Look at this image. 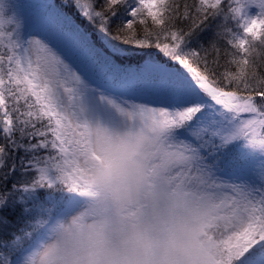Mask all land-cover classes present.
Instances as JSON below:
<instances>
[{
    "label": "snow or ice",
    "instance_id": "1",
    "mask_svg": "<svg viewBox=\"0 0 264 264\" xmlns=\"http://www.w3.org/2000/svg\"><path fill=\"white\" fill-rule=\"evenodd\" d=\"M257 25L264 0H0V208L30 217L0 264H264ZM146 49L161 60L118 62ZM21 149L33 178L7 189ZM99 172L123 194L94 184Z\"/></svg>",
    "mask_w": 264,
    "mask_h": 264
},
{
    "label": "trees",
    "instance_id": "2",
    "mask_svg": "<svg viewBox=\"0 0 264 264\" xmlns=\"http://www.w3.org/2000/svg\"><path fill=\"white\" fill-rule=\"evenodd\" d=\"M55 2L59 4L60 0H55ZM64 11L67 12L68 15L72 16L75 22L80 25L81 28L88 31L98 47L101 46V38L96 29V26L89 24L86 20L80 17L74 9H64ZM35 12L42 14V10H36ZM222 23H224L223 18L212 20L209 24V27L200 34V44L207 47L209 43L214 39L216 32L219 30V25H221ZM229 24L231 26L230 22ZM193 47H196V45H193ZM132 54L136 56H130L131 58L138 57V55H145L156 60H161L162 57V54L159 53V51L156 49H146L139 52H132ZM129 55H131V53L127 56ZM163 61H165V57L163 58ZM118 62L122 65H127V63L136 64L137 60L121 57ZM171 62H169L168 65L174 67L175 65ZM27 157L28 154L25 153L22 149L15 153L14 160L16 163V169L14 172H10V177L6 185L7 189H11L13 184H16L17 188H19L23 183L29 182L33 178V173L31 171L24 170ZM22 159L25 161V165L21 164ZM38 195L40 201L45 202L48 193L45 191H41L38 193ZM18 196L19 194L17 193V198ZM28 206L30 207L31 205L29 204ZM23 207L24 206L20 203H12L10 201L7 207L0 208V242H10L14 239L15 235H20L21 230L25 228V223L30 217L23 212ZM3 220H7L8 223L4 224L2 222ZM7 251H9V249L3 247V243H0V252Z\"/></svg>",
    "mask_w": 264,
    "mask_h": 264
},
{
    "label": "clouds",
    "instance_id": "3",
    "mask_svg": "<svg viewBox=\"0 0 264 264\" xmlns=\"http://www.w3.org/2000/svg\"><path fill=\"white\" fill-rule=\"evenodd\" d=\"M252 18L256 19V15L252 16ZM229 22L231 23V33L233 36L235 35L236 32L242 31V29L236 27L237 24L236 20L233 19L230 20ZM255 30L260 35L247 37L248 48L250 49V58H255L257 49H259L262 45H264V28H262L260 25H257ZM108 177H109V173L99 172L94 175L92 182L98 185L100 188L109 190L116 195L123 194L119 186L110 183Z\"/></svg>",
    "mask_w": 264,
    "mask_h": 264
},
{
    "label": "rangeland",
    "instance_id": "4",
    "mask_svg": "<svg viewBox=\"0 0 264 264\" xmlns=\"http://www.w3.org/2000/svg\"><path fill=\"white\" fill-rule=\"evenodd\" d=\"M18 2L23 3V4H27V5H39V4H43V3L47 2V0H18ZM36 10H40V9H29V11L32 12L34 14V16H39L41 13L35 12ZM248 11H249V15H251V16H255L258 12V10L255 7H251ZM130 56H136V55H133L131 53V55H129V56L125 55V56H123V58H127V59L130 58V59L137 60L136 64L127 63V65H132V66L143 63L144 60L150 58V57L145 56V55H138V57H135V58H131ZM165 61H167L168 63L171 62V61H168V58H166V57H165ZM171 63H173L175 66L174 67L169 66V67H171L174 71L184 72V75L187 78L188 82L191 83L190 77L187 75L186 70H184L182 68V66L178 65L176 62H171ZM257 158L258 157L248 156L245 160V163L248 166H251L255 163Z\"/></svg>",
    "mask_w": 264,
    "mask_h": 264
}]
</instances>
